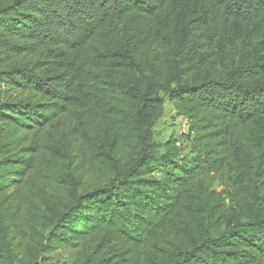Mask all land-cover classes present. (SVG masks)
I'll use <instances>...</instances> for the list:
<instances>
[{
  "label": "trees",
  "instance_id": "trees-1",
  "mask_svg": "<svg viewBox=\"0 0 264 264\" xmlns=\"http://www.w3.org/2000/svg\"><path fill=\"white\" fill-rule=\"evenodd\" d=\"M0 264H264V0H0Z\"/></svg>",
  "mask_w": 264,
  "mask_h": 264
},
{
  "label": "rangeland",
  "instance_id": "rangeland-1",
  "mask_svg": "<svg viewBox=\"0 0 264 264\" xmlns=\"http://www.w3.org/2000/svg\"><path fill=\"white\" fill-rule=\"evenodd\" d=\"M186 131L183 117L177 115L173 106L167 101L165 104V112L162 118L156 123L154 127V139L158 144H164L168 139L180 137ZM184 153H187L185 151ZM214 190H221V185L215 181L213 182Z\"/></svg>",
  "mask_w": 264,
  "mask_h": 264
},
{
  "label": "built area",
  "instance_id": "built-area-1",
  "mask_svg": "<svg viewBox=\"0 0 264 264\" xmlns=\"http://www.w3.org/2000/svg\"><path fill=\"white\" fill-rule=\"evenodd\" d=\"M183 121H184V124H185V127H186V131H185V132H187L189 121H188V119L185 118V117H183Z\"/></svg>",
  "mask_w": 264,
  "mask_h": 264
}]
</instances>
